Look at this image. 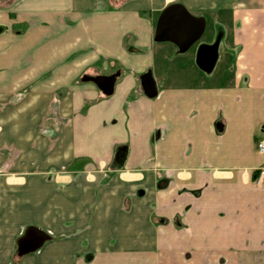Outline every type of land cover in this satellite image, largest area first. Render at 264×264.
I'll list each match as a JSON object with an SVG mask.
<instances>
[{
	"label": "crops",
	"instance_id": "0c3cea01",
	"mask_svg": "<svg viewBox=\"0 0 264 264\" xmlns=\"http://www.w3.org/2000/svg\"><path fill=\"white\" fill-rule=\"evenodd\" d=\"M263 134L264 0H0V264H264Z\"/></svg>",
	"mask_w": 264,
	"mask_h": 264
},
{
	"label": "water",
	"instance_id": "95a60500",
	"mask_svg": "<svg viewBox=\"0 0 264 264\" xmlns=\"http://www.w3.org/2000/svg\"><path fill=\"white\" fill-rule=\"evenodd\" d=\"M206 30V21L204 18H198L189 13V11L180 4L171 5L161 14L157 28L156 42H170L175 44L180 53L189 51L204 35ZM217 48H215L216 50ZM216 61V51L213 56L199 59V65L206 71H211ZM118 75L109 77L88 78L87 81L94 82L105 96L114 94L115 84ZM142 87L145 95L150 98H156L158 95L156 83L152 73L148 72L141 78ZM35 229L28 231L25 238L20 241V251L22 254L33 252L39 249L48 236L43 234L36 243H33V233Z\"/></svg>",
	"mask_w": 264,
	"mask_h": 264
},
{
	"label": "built area",
	"instance_id": "2783aa9c",
	"mask_svg": "<svg viewBox=\"0 0 264 264\" xmlns=\"http://www.w3.org/2000/svg\"><path fill=\"white\" fill-rule=\"evenodd\" d=\"M257 150L261 155H264V134L262 139L257 141Z\"/></svg>",
	"mask_w": 264,
	"mask_h": 264
},
{
	"label": "trees",
	"instance_id": "16d2710c",
	"mask_svg": "<svg viewBox=\"0 0 264 264\" xmlns=\"http://www.w3.org/2000/svg\"><path fill=\"white\" fill-rule=\"evenodd\" d=\"M257 179H258V175H257V176H255L254 180H257Z\"/></svg>",
	"mask_w": 264,
	"mask_h": 264
}]
</instances>
